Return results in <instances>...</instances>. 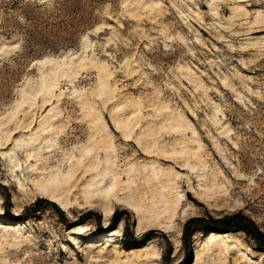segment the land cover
Segmentation results:
<instances>
[{"label": "rangeland", "instance_id": "rangeland-1", "mask_svg": "<svg viewBox=\"0 0 264 264\" xmlns=\"http://www.w3.org/2000/svg\"><path fill=\"white\" fill-rule=\"evenodd\" d=\"M0 138V236L32 240L0 239V264H264V0H0ZM182 142L204 170L166 153ZM107 156L138 215L85 204ZM30 168L62 180L70 213L34 192ZM162 195L179 200L172 220L154 216ZM218 232L237 248L208 251Z\"/></svg>", "mask_w": 264, "mask_h": 264}, {"label": "bare ground", "instance_id": "bare-ground-1", "mask_svg": "<svg viewBox=\"0 0 264 264\" xmlns=\"http://www.w3.org/2000/svg\"><path fill=\"white\" fill-rule=\"evenodd\" d=\"M83 53L86 54L87 50L86 48L82 49ZM64 60V59H63ZM62 60V61H63ZM62 63V62H61ZM80 67L82 68V65H80ZM55 70L53 69L50 73V77L51 76H55ZM52 77V78H53ZM46 89L48 90L47 92L53 97L54 96V91L58 89V83L57 80L54 79L52 80V82L49 84V86H46ZM34 104V101H33ZM54 110V108H51L50 111L52 112ZM213 114L216 113V111H212ZM12 117V116H11ZM56 125H54L52 123V121L47 120L43 125H42V132L45 134H49L52 133L53 135H57L62 127L60 128H56ZM190 129H192L194 131V134H196V130L194 129V127L191 124L187 125ZM96 127L99 129H103L105 128V126L103 124L98 125L96 124ZM128 125H123L121 128L123 130L127 129ZM183 126L178 125V126H172L170 130H178L179 128H182ZM44 135V134H43ZM9 136H11L10 134H8L7 138L5 139V142L8 141ZM124 136L127 137L128 134L124 133ZM197 138V136H196ZM2 141L4 140V138H0ZM180 150H175L174 148L168 153L165 150L163 152H166L167 154H175L176 156H182L184 155V157H187V159H184L183 163L185 167H188L190 170L196 169L197 167H202L201 170L205 169L204 165H198V166H192L189 165V159L195 161L194 163H198L199 160V156L197 154V152H199V149H197L196 152H192L193 149H188V147L184 144V142L179 144ZM50 148V147H49ZM88 148H84L83 151L80 152H86L89 153V151L87 150ZM5 154V153H4ZM6 157V155L4 156V158ZM96 157V156H93ZM6 158H8V161L10 162L9 156H7ZM5 158V159H6ZM30 158V155H27L26 159L28 160ZM71 159V158H70ZM100 162L97 161L96 163H92L88 166V168H90L91 170L93 169H97V166ZM11 164V162H10ZM201 164V163H199ZM15 166L10 168V171H13L12 169H14ZM116 165L113 161L110 160V158H106L105 160V167L102 169V171L98 174L92 177L91 181L89 184H87V187L85 188L84 194V201L86 205L89 206H96L102 209L103 214L105 217H108L112 211H113V207H112V201L115 200V202L118 205H121L120 203H124L125 205H127L128 207H131L133 210H136V214L138 215L140 209L144 206V201L143 198L140 197V200H138V202L135 203V205H132L130 200H131V195L123 197V198H118L117 194L120 190H122L123 185H120V183H118L119 180V176H116L113 171L115 170ZM31 169V168H30ZM36 169L32 168L30 172H32V176H30V183L32 184L33 190L35 193H38L40 195H43L50 203L53 204H58L61 207V210L67 213H70L73 210L72 204L68 199L63 200L60 195L57 193L58 190H61V192L63 194L68 193L69 190H66L62 187L61 181L57 180L56 178H50L48 180H42V181H38L34 178L33 176V172ZM204 173L206 174V171H204ZM114 174V175H113ZM141 174H139L140 176ZM69 176V175H68ZM64 180V184H67L71 179H72V175L69 176ZM138 176V177H139ZM144 177L142 178V176L140 177L142 180L146 181L147 183L150 180L153 179H158L159 176L157 174H153L152 177H148V174L143 175ZM106 177H108V181L105 180L107 179ZM140 179V180H141ZM173 180V179H172ZM104 181H106L105 184ZM92 182V183H91ZM108 182H111L108 184ZM167 183H169L168 180L164 181L163 184V189H166L168 187ZM131 183L128 182L127 188ZM122 186V187H120ZM122 188V189H121ZM216 186H209V185H205L204 186V190L202 192H204L205 194H203V196L207 199V195L211 194L212 192H214ZM19 189H23L22 185H19ZM59 192V191H58ZM161 199L159 200V202L162 204V209L160 210V212H156L154 216L159 217L160 215H164V214H168V217L166 218L167 220H172L174 215L176 214L177 211V206H178V201L177 202H172L171 200H169L165 195L160 196ZM96 198V200H94ZM202 198V197H200ZM157 203V202H155ZM176 206V207H175ZM152 206H150V208L148 209V211H150L152 208ZM142 221H144L142 218H138V222H140V225L143 224ZM156 221V220H155ZM158 222V221H156ZM159 224V223H158ZM139 225V226H140ZM157 225V223L155 224ZM154 225V226H155ZM153 226V227H154ZM24 227V225L19 224L18 228H16L15 230L21 231ZM153 230V229H152ZM150 230H148L146 233L144 234H149ZM116 233H112L111 235H109V238H112V241L114 242V240L116 238H114V236H116ZM210 237L212 238V247L208 249V251H212L213 249H219V251H221L222 253L227 254V251H225V248L228 247L229 245H238L240 243V241L238 239H235L234 236L232 235V233H211ZM20 238V241H19ZM1 241H3V243H7L10 244L9 242L12 241V247L15 248H19L21 246L23 247H27V246H32V240L30 239V236L28 234L27 238H23L22 235L20 236H16L14 234H9V233H4L3 235L0 236ZM72 242L75 245H78L80 243V237H74L71 239ZM235 245V247H233L234 249L237 248ZM63 249V248H62ZM221 253V254H222ZM238 253H240L238 251ZM210 254V253H209ZM242 256L244 257V254L241 253ZM154 252L150 253V254H145L144 259H154V262H152L151 264H159L156 259V257H154ZM241 256V257H242ZM147 258V259H146ZM143 259V260H144ZM237 259H240V257H237ZM232 260V259H231ZM236 262V260H235Z\"/></svg>", "mask_w": 264, "mask_h": 264}]
</instances>
